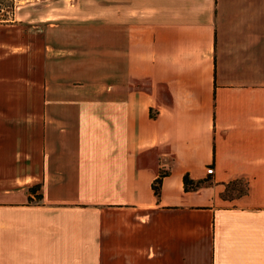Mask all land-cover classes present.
I'll list each match as a JSON object with an SVG mask.
<instances>
[{
    "label": "crops",
    "instance_id": "1",
    "mask_svg": "<svg viewBox=\"0 0 264 264\" xmlns=\"http://www.w3.org/2000/svg\"><path fill=\"white\" fill-rule=\"evenodd\" d=\"M112 5L0 23V264H264V0Z\"/></svg>",
    "mask_w": 264,
    "mask_h": 264
},
{
    "label": "rangeland",
    "instance_id": "2",
    "mask_svg": "<svg viewBox=\"0 0 264 264\" xmlns=\"http://www.w3.org/2000/svg\"><path fill=\"white\" fill-rule=\"evenodd\" d=\"M112 0H0V23L21 21L22 27L71 21L112 13ZM245 187L244 181L227 184L223 197L232 199Z\"/></svg>",
    "mask_w": 264,
    "mask_h": 264
},
{
    "label": "trees",
    "instance_id": "3",
    "mask_svg": "<svg viewBox=\"0 0 264 264\" xmlns=\"http://www.w3.org/2000/svg\"><path fill=\"white\" fill-rule=\"evenodd\" d=\"M210 168H212V166H210ZM166 174H167V172H165V171L160 172L159 175L157 176V178L153 182L152 187H153V190H154L156 195H159V185L161 183L162 178ZM211 174H212V172L208 173L204 179H200V180H196V181L192 180L191 178H189V176L187 174H185L183 177L185 190H195V189H198L204 185L209 184L211 181V178H212ZM239 181H242V180H239ZM244 183H245V187L242 191L239 192L238 195H243V194L247 193L248 185H247V182L244 181ZM39 188H40V185H34V186L30 187L29 190L34 192L35 189H39Z\"/></svg>",
    "mask_w": 264,
    "mask_h": 264
}]
</instances>
